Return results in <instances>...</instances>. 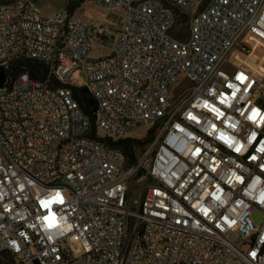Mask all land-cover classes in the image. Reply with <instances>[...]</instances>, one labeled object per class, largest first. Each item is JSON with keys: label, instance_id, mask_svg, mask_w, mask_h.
Listing matches in <instances>:
<instances>
[{"label": "built area", "instance_id": "1", "mask_svg": "<svg viewBox=\"0 0 264 264\" xmlns=\"http://www.w3.org/2000/svg\"><path fill=\"white\" fill-rule=\"evenodd\" d=\"M95 4L124 19L99 59L89 54L105 26L68 3L52 15L31 0L0 4V66L48 68L45 81L23 72L0 89V254L15 264H264V0ZM80 69L104 137L155 128L134 165L91 138L72 84Z\"/></svg>", "mask_w": 264, "mask_h": 264}, {"label": "trees", "instance_id": "2", "mask_svg": "<svg viewBox=\"0 0 264 264\" xmlns=\"http://www.w3.org/2000/svg\"><path fill=\"white\" fill-rule=\"evenodd\" d=\"M11 0H0V4H4ZM35 3H39L40 0H31ZM93 1L95 3L96 0H69L68 7L71 13H75V11L80 8L85 2ZM186 15L182 18V23L186 22ZM187 27L184 26L177 33L180 39H184L188 36ZM108 38L106 36L101 38V41L106 43ZM11 70V75H14L18 70H24L25 73L29 75L32 80H40L45 81L48 79V68L36 61H28L27 59H19L15 60L8 66ZM52 84L56 87H60V84L55 80L52 81ZM74 95L78 100L82 110L90 117L93 122L91 138L98 140L99 142L109 145L111 147H115L120 149L128 158L129 165H134L140 154L145 150V148L150 144V142L154 138V134L156 132L155 128H152L144 138L140 137H131L123 140L114 141L107 137H104L99 131L96 125L94 124L95 114L92 108L86 102V96L82 93V88H73ZM0 264H15V258L8 252H4L0 254Z\"/></svg>", "mask_w": 264, "mask_h": 264}, {"label": "rangeland", "instance_id": "3", "mask_svg": "<svg viewBox=\"0 0 264 264\" xmlns=\"http://www.w3.org/2000/svg\"><path fill=\"white\" fill-rule=\"evenodd\" d=\"M69 0H40L38 7L45 15H52L62 9ZM77 17L82 18L88 23H101L105 26L107 42L94 39L92 42V51L89 57L99 59L110 56L115 49V41L117 32L124 22L123 11L114 10L108 11L98 7L93 1L85 2L80 8L75 11ZM72 84L77 88H86L88 86V78L86 72L82 69L77 70L73 74ZM148 129L142 128L135 132L134 137L144 138ZM261 216L257 215V220Z\"/></svg>", "mask_w": 264, "mask_h": 264}, {"label": "water", "instance_id": "4", "mask_svg": "<svg viewBox=\"0 0 264 264\" xmlns=\"http://www.w3.org/2000/svg\"><path fill=\"white\" fill-rule=\"evenodd\" d=\"M30 61L29 59H27ZM24 70H18L14 75H11V70L8 66H0V89H3L7 82H12L16 77L20 76ZM82 93L86 96L87 104L92 108L93 112H97V102L88 92L86 88H82Z\"/></svg>", "mask_w": 264, "mask_h": 264}, {"label": "crops", "instance_id": "5", "mask_svg": "<svg viewBox=\"0 0 264 264\" xmlns=\"http://www.w3.org/2000/svg\"><path fill=\"white\" fill-rule=\"evenodd\" d=\"M75 14V13H74Z\"/></svg>", "mask_w": 264, "mask_h": 264}]
</instances>
